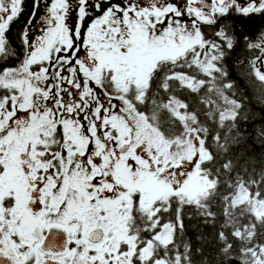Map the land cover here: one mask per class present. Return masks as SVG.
Segmentation results:
<instances>
[{
	"label": "snow or ice",
	"instance_id": "6c2138e0",
	"mask_svg": "<svg viewBox=\"0 0 264 264\" xmlns=\"http://www.w3.org/2000/svg\"><path fill=\"white\" fill-rule=\"evenodd\" d=\"M25 3L0 0V264H209L186 210L215 264H264V169L229 156L247 97L227 63L243 43L264 104V27L231 19L264 0Z\"/></svg>",
	"mask_w": 264,
	"mask_h": 264
},
{
	"label": "trees",
	"instance_id": "16d2710c",
	"mask_svg": "<svg viewBox=\"0 0 264 264\" xmlns=\"http://www.w3.org/2000/svg\"><path fill=\"white\" fill-rule=\"evenodd\" d=\"M29 6V1L26 0L25 7L28 8ZM22 19L26 18L21 16L20 20L13 26L14 30L17 26H22ZM231 19L235 21L238 36L244 34L254 35L259 29L264 27V18L260 17H252L250 19L232 17ZM248 55L249 53L244 49L243 43H241V46L230 54L227 61L230 67L231 78L236 79L239 87L244 89V97H247L244 101V109L241 112V117L236 121L241 137L238 143L231 146L229 156L233 158L236 164V171L247 175L243 172L245 167H247L250 173L255 169L253 175L255 178H258L260 170L264 169V137H260L258 132V130L264 129V104L258 102L256 99L257 94L253 87L246 84L245 80L240 77L238 62ZM244 116H247V119H244ZM236 131L237 129L233 130L234 133ZM189 212L191 210H186L184 220L186 236L191 240L193 248L203 247L204 255L209 261V264H215L214 229L211 225H205L201 218L195 214H192L191 219H189ZM198 237L203 239H198Z\"/></svg>",
	"mask_w": 264,
	"mask_h": 264
},
{
	"label": "flooded vegetation",
	"instance_id": "af4514ba",
	"mask_svg": "<svg viewBox=\"0 0 264 264\" xmlns=\"http://www.w3.org/2000/svg\"><path fill=\"white\" fill-rule=\"evenodd\" d=\"M28 1H29V4H30V3H31V0H28ZM29 7H30V6H29ZM29 7H28V8H29ZM24 17H25V16H24ZM25 18H26V17H25ZM24 21H25V19H22V20H21V24H22ZM207 31H211V29H208Z\"/></svg>",
	"mask_w": 264,
	"mask_h": 264
}]
</instances>
